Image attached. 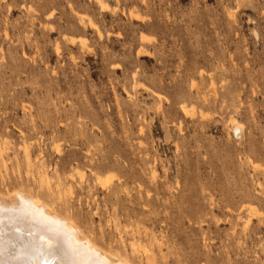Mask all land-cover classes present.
Masks as SVG:
<instances>
[{"label":"rangeland","instance_id":"obj_1","mask_svg":"<svg viewBox=\"0 0 264 264\" xmlns=\"http://www.w3.org/2000/svg\"><path fill=\"white\" fill-rule=\"evenodd\" d=\"M15 190L129 264H264V0H0Z\"/></svg>","mask_w":264,"mask_h":264},{"label":"bare ground","instance_id":"obj_2","mask_svg":"<svg viewBox=\"0 0 264 264\" xmlns=\"http://www.w3.org/2000/svg\"><path fill=\"white\" fill-rule=\"evenodd\" d=\"M44 202L22 190H15L10 198L0 197V237L3 235L4 240L0 241V248L5 243L18 247L22 243L18 235L23 234L32 241V247L38 248L37 251L35 250L37 253L35 258L38 257L41 261L44 257L46 260L43 259L44 262L48 264H129L125 259L127 255L125 258L123 257L124 260L120 257L114 258L111 256L112 254L109 255L110 253L107 254L94 243V240H91L92 238H88V235L82 236L80 230L70 223V219L68 220L66 217L67 221L59 215L60 213L53 212L48 207L50 205ZM49 202L48 204H50ZM37 232L45 238L42 237L43 240H46L45 245L36 246L37 239L34 243ZM58 257L59 259H57ZM34 264H37V261Z\"/></svg>","mask_w":264,"mask_h":264}]
</instances>
